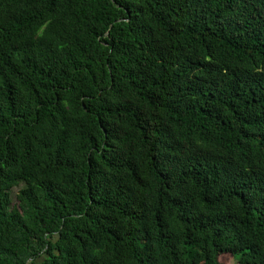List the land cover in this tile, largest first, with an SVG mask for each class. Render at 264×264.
<instances>
[{
    "label": "trees",
    "instance_id": "trees-1",
    "mask_svg": "<svg viewBox=\"0 0 264 264\" xmlns=\"http://www.w3.org/2000/svg\"><path fill=\"white\" fill-rule=\"evenodd\" d=\"M225 256L264 264V0H0V264Z\"/></svg>",
    "mask_w": 264,
    "mask_h": 264
},
{
    "label": "rangeland",
    "instance_id": "rangeland-1",
    "mask_svg": "<svg viewBox=\"0 0 264 264\" xmlns=\"http://www.w3.org/2000/svg\"><path fill=\"white\" fill-rule=\"evenodd\" d=\"M19 190L20 189H16V190H14L12 192V206H11V209L16 208L18 206V202H17L16 196H17ZM221 261L224 264H235V262L232 261V257H230V256L222 257Z\"/></svg>",
    "mask_w": 264,
    "mask_h": 264
}]
</instances>
